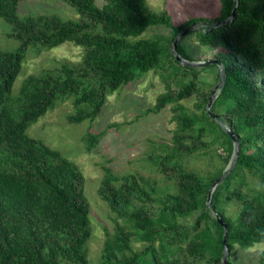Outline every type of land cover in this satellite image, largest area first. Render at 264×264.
I'll return each mask as SVG.
<instances>
[{"label": "trees", "instance_id": "obj_1", "mask_svg": "<svg viewBox=\"0 0 264 264\" xmlns=\"http://www.w3.org/2000/svg\"><path fill=\"white\" fill-rule=\"evenodd\" d=\"M21 1L0 0V20L9 26L5 35L18 43L15 50L0 52V264H90L84 177L73 162L27 130L65 100L74 110L66 116L68 124L92 122L108 96L149 72L165 82L166 91L143 114L170 105L175 128L171 145L162 144L161 153L148 160L171 185L160 190L153 179L103 168L97 195L113 216L111 228L104 227L96 264H221L224 230L215 213L227 225V264L235 248L264 243V0H217L215 17L179 25L166 11H153L146 0H104L102 6L95 0H57L75 18L21 16ZM192 25L174 53L173 41ZM155 27L169 34L142 37ZM187 35L201 47L227 53L216 59L223 82L217 89L216 83L207 84L211 88L202 96L199 116L180 103L198 92V74L207 69L180 65L190 61L180 44ZM65 42L83 48L78 65L29 75L12 94L29 47L39 52ZM217 78L219 84L220 73ZM212 93L209 111L216 119L206 110ZM224 128L237 140L238 157L207 205L211 185L233 159L234 146ZM214 130L226 143L223 166L212 174L190 169L187 161L209 146L206 136ZM99 139L87 132L85 151ZM247 176L256 184L251 186ZM230 202L238 205L234 217L226 213ZM258 263L264 264V249Z\"/></svg>", "mask_w": 264, "mask_h": 264}, {"label": "rangeland", "instance_id": "obj_2", "mask_svg": "<svg viewBox=\"0 0 264 264\" xmlns=\"http://www.w3.org/2000/svg\"><path fill=\"white\" fill-rule=\"evenodd\" d=\"M149 7L155 11H166L171 16L174 25L184 24L191 18H213L219 10L217 0H146ZM97 6H102L104 0H95ZM19 15H34L37 13H56L64 17L75 18L66 5L57 0H23L18 5ZM198 26V24H197ZM200 26V24H199ZM9 26L0 20V52H11L18 43L8 39L6 33ZM153 34L168 35L169 30L155 27L146 31L142 37L149 38ZM186 50L189 60H182L180 65H191L202 68L198 64L209 60H216L219 55L227 54L221 49L201 47L194 36L187 35L180 42ZM83 48L65 42L50 50L35 52L29 47L21 64V70L14 82L12 94H15L21 81L29 75H39L43 71H55L61 64L78 65L82 59ZM213 65V64H212ZM212 65L198 74V92L180 103L195 115L202 112L203 97H207L211 87L207 84H218L217 76L220 69ZM172 89L178 85L170 81ZM166 91L165 82L155 73L149 72L142 78L128 83L122 89L114 92L105 100L101 111L92 122L83 121L78 124H68L66 116L71 114L73 106L70 100L58 102L53 110L40 117L27 133L42 141L45 145L57 150L63 157L73 162L84 177V195L90 206L89 221L92 237L88 242V259L90 264H96L103 240L104 227L111 228L110 218L113 216L107 205L97 195V187L103 175V168H109L117 175L140 174L156 181L158 189L171 185L148 160L150 155L160 154L162 144L171 145L172 130L175 123L171 122L170 105L157 114H143V111L155 103L156 97ZM99 134L97 145L89 152L85 151L84 138L86 133ZM209 146L200 150L197 157L187 161L188 167L200 173L212 174L223 166L222 158L226 155V143L218 131L206 136ZM234 154V149H233ZM232 159L230 160V163ZM186 166V163L184 162ZM229 168V164L224 171ZM250 185L256 180L246 177ZM245 191L244 188L240 189ZM238 205L230 202L226 206V213L235 216ZM193 217L185 221L188 223ZM139 247V244H135ZM264 249V243L241 250L235 248L230 256L232 264H259L258 255Z\"/></svg>", "mask_w": 264, "mask_h": 264}, {"label": "water", "instance_id": "obj_3", "mask_svg": "<svg viewBox=\"0 0 264 264\" xmlns=\"http://www.w3.org/2000/svg\"><path fill=\"white\" fill-rule=\"evenodd\" d=\"M234 11L235 9L232 10V15L234 14ZM226 21H224L225 23ZM195 25H192L190 27H188L187 29H185L182 33H180V35H178L175 40L173 41V52L175 53V48H176V44H177V41L180 37H182L183 35L189 33L190 31H192L194 29ZM175 58L179 61H181V59L176 55ZM216 65L219 67L220 69V63L219 61L217 60H209V61H205L203 63H200L198 64L199 66L201 67H205V66H208V65ZM220 78H221V82L219 84H217L216 86V89L219 88L221 86V83L223 82V71L220 70ZM213 97H214V94L212 93L209 100H208V103L206 105V110L207 112L209 113L210 117L213 118V119H216V116H214L213 114L210 113L209 109L212 105V101H213ZM225 129V128H224ZM225 132L226 134L228 135V137L231 139L232 143H233V146H234V154H233V159H232V162H231V165L229 166V169L226 173H223L221 174L216 180L215 182L211 185L208 193H207V197H206V204L208 205L210 203V198H211V194L213 192V190L215 189V187L220 184V182L224 179V177L228 174V172H230L237 160V157H238V147H237V140L234 136V134L232 133V131L230 129H225ZM225 172V171H224ZM215 218L217 220V222L223 227V230H224V233H223V244H224V248H223V252H222V255H221V264H227V253H228V249L226 247V237H227V225L224 224L220 219L219 217L217 216V214L215 213Z\"/></svg>", "mask_w": 264, "mask_h": 264}]
</instances>
